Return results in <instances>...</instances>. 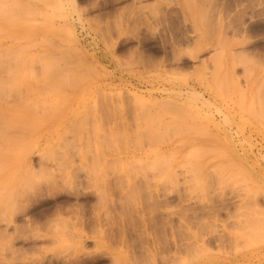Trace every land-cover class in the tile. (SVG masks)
<instances>
[{
    "label": "rangeland",
    "instance_id": "1",
    "mask_svg": "<svg viewBox=\"0 0 264 264\" xmlns=\"http://www.w3.org/2000/svg\"><path fill=\"white\" fill-rule=\"evenodd\" d=\"M261 247L264 0H0V264Z\"/></svg>",
    "mask_w": 264,
    "mask_h": 264
},
{
    "label": "bare ground",
    "instance_id": "2",
    "mask_svg": "<svg viewBox=\"0 0 264 264\" xmlns=\"http://www.w3.org/2000/svg\"><path fill=\"white\" fill-rule=\"evenodd\" d=\"M26 14H27V13H26ZM34 41H35V40H34ZM34 41H33V42H34ZM41 41H42V40H41ZM41 41H40V42H41ZM33 42H32V44H33ZM40 42H39V43H40ZM32 44L30 43V45H32ZM32 46H33V45H32ZM34 46H35V45H34ZM27 47H28V46H27ZM29 47H31V46H29ZM33 48H34V47H33ZM41 53H42V52H41ZM41 53H40V54H41ZM44 54L46 55V54H48V53H44ZM37 55H39V54H37ZM17 56H18V55H17ZM39 56H41V55H39ZM42 56H43V55H42ZM19 57H21V55H20ZM33 57H34V56H33ZM37 57H38V56H37ZM48 57H49V56H48ZM60 57H61V56H60ZM35 58H36V55H35ZM46 58H47V57H46ZM28 59H29V58H28ZM36 59H37V58H36ZM47 59L50 60V58H47ZM57 59H58V58H57ZM60 59H61V58H59V60H60ZM32 60H33V59H32ZM41 60H42V59H41ZM28 61H29V60H27L26 63H28ZM43 61H45V59H43ZM35 62H36V61H35ZM39 62H40V59H39ZM30 64L33 65L34 63H33V64L30 63ZM38 64H39V63H38ZM41 64L43 65L42 61H41ZM23 65H24V64H23ZM26 65H27V64H26ZM31 65H30V66H31ZM44 65H45V66H49V65L46 64V63H45ZM220 65H221V64H220ZM28 66H29V65H28ZM49 67H50V66H49ZM30 68H31V67H30ZM43 68H44V67H43ZM43 68H42V69H43ZM27 69H28V68H26V70H27ZM40 69H41V67H40ZM40 69H39V74L41 73ZM42 69H41V70H42ZM47 69H48V68H47ZM49 69H50V68H49ZM14 70H16V69H14ZM29 70H30V69H29ZM223 70H224V69H223ZM27 71H28V70H27ZM42 71H43V70H42ZM49 71H50V70H49ZM70 71H71V70H70ZM13 72H14V71H13ZM29 72H30V75H31V71H29ZM51 72H52V71H51ZM51 72H50V74H52L54 71H53L52 73H51ZM71 72H74V71H71ZM71 72H69L68 76L70 75ZM47 73L49 74V72H47ZM47 73H46V74H47ZM19 74H20V73H19ZM39 74H38V75H39ZM48 74H47V75H48ZM50 74H49V76H50ZM65 74H66V73H65ZM15 75H16V74H15ZM54 75H55V74H54ZM11 76H12V75H11ZM20 76H22V75H20ZM39 76H41V75H39ZM42 76H43V75H42ZM44 76L46 77V75H44ZM49 76H48V77H49ZM62 76H64V75H62ZM22 77H23V76H22ZM32 77H33V76H32ZM11 78H12V77H11ZM36 78H37V76H36ZM38 78H39V77H38ZM46 78H47V77H46ZM46 78H41L40 80L44 79V81H45ZM48 79H49V78H48ZM55 79H56V77H55ZM11 81H12V80H11ZM21 81H22V80H21ZM13 82H14V81H13ZM60 82H61V81H60ZM64 82H65V80H63V84H64ZM224 82H225V81H223V83H224ZM67 83H69V82H67ZM67 83H66V84H67ZM72 83H73V82H72ZM47 84H48V87H49V83H47ZM55 84H57V83H55ZM66 84H65V85H66ZM43 85H45V84H43ZM50 85H51V84H50ZM52 85H53V84H52ZM59 85H60V84H59ZM59 85H58V86H59ZM27 86H28V85H27ZM61 86H62V85H61ZM25 87H26V86H25ZM38 87H39V85H38ZM40 87H41V86H40ZM59 87H60V86H59ZM69 87H70V86H69ZM12 88H13V87H12ZM12 88H10V89H12ZM10 89H9V90H10ZM13 90H16V89L13 88ZM13 90H11V91H13ZM14 95H15V94H14ZM13 97H14V96H13ZM15 98H17V96H15L14 99H15ZM32 98H33V97H32ZM28 99H29V98H28ZM15 100H16V99H15ZM15 100H14V101H15ZM18 100H19V98H18ZM26 100H27V99H26ZM33 100H34V99H33ZM22 102H23V101H22ZM26 102H27V101H26ZM38 103H39V102H38ZM27 105H28V104H27ZM27 105H26V106H27ZM29 106H30V105H29ZM36 145H37V143L33 144L32 148H35Z\"/></svg>",
    "mask_w": 264,
    "mask_h": 264
},
{
    "label": "crops",
    "instance_id": "3",
    "mask_svg": "<svg viewBox=\"0 0 264 264\" xmlns=\"http://www.w3.org/2000/svg\"><path fill=\"white\" fill-rule=\"evenodd\" d=\"M260 249V250H259ZM264 247L255 248L249 252H245L238 257V264H259V260L255 259L253 256L259 254L260 251H263Z\"/></svg>",
    "mask_w": 264,
    "mask_h": 264
}]
</instances>
